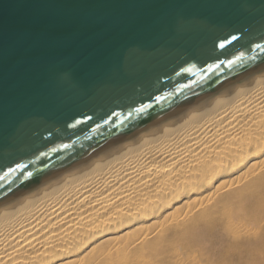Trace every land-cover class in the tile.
<instances>
[{
    "label": "water",
    "instance_id": "95a60500",
    "mask_svg": "<svg viewBox=\"0 0 264 264\" xmlns=\"http://www.w3.org/2000/svg\"><path fill=\"white\" fill-rule=\"evenodd\" d=\"M262 68L264 0H0V208Z\"/></svg>",
    "mask_w": 264,
    "mask_h": 264
},
{
    "label": "bare ground",
    "instance_id": "6f19581e",
    "mask_svg": "<svg viewBox=\"0 0 264 264\" xmlns=\"http://www.w3.org/2000/svg\"><path fill=\"white\" fill-rule=\"evenodd\" d=\"M0 264H264V68L0 208Z\"/></svg>",
    "mask_w": 264,
    "mask_h": 264
},
{
    "label": "snow or ice",
    "instance_id": "6c2138e0",
    "mask_svg": "<svg viewBox=\"0 0 264 264\" xmlns=\"http://www.w3.org/2000/svg\"><path fill=\"white\" fill-rule=\"evenodd\" d=\"M236 39H237V37H235V36L232 37V40H236ZM228 43H231V41H228ZM219 47H220L221 49H224V48H225V44H224V43H221V44L219 45ZM256 47L259 48L260 45H257ZM237 59H238V60H242V59H244V57L241 56V57H238ZM252 59H255V57H252ZM236 63H237V60H230V61H228V65H227V66L231 67L232 65H234V64H236ZM216 67H219V65H216ZM211 70H212V69L210 68L209 71H211ZM136 111H137L138 113H140V112H143L144 109H143V108H140V109H137ZM19 167L22 168V167H26V166L22 165V166H19ZM16 170H18V169H13L12 171H16ZM29 175H30V174H29Z\"/></svg>",
    "mask_w": 264,
    "mask_h": 264
}]
</instances>
